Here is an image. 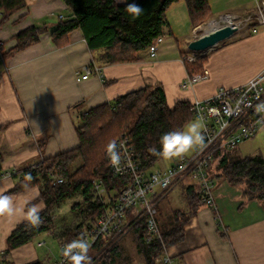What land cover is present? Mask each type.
Wrapping results in <instances>:
<instances>
[{
    "label": "crops",
    "instance_id": "crops-1",
    "mask_svg": "<svg viewBox=\"0 0 264 264\" xmlns=\"http://www.w3.org/2000/svg\"><path fill=\"white\" fill-rule=\"evenodd\" d=\"M208 2L212 19L224 13L252 14L264 4V0ZM187 7L186 1L180 0L167 8L168 25L156 55L152 57L146 49L138 60L130 62H104L99 52L89 49L81 29L71 31L66 44L58 45L51 29L60 15L70 16L63 0H27L26 7L0 25L4 50L16 44L19 31L31 25H49L38 41L0 63V128L4 126L0 131V151L4 157L2 170L6 173L0 177V192L13 196L20 205L35 201L44 208V201H36L40 195L38 186L24 192H6L22 177L25 166L78 146V120L71 110L78 103L85 109L112 103L116 97L146 86H162L168 104L172 105L177 100L211 97L219 87L244 84L264 71V29L250 33L243 28L206 53L207 78L191 87H182L189 74L183 53L191 39L208 31H196L201 24L194 26ZM86 65H97L101 71L77 81V74L84 72ZM250 139L247 155L264 156V126ZM216 185L217 210L202 205L189 216L183 227L184 239L170 246V253L182 264H264V201L244 198L242 186L225 178L218 179ZM176 186L158 204V220L163 228L169 226L173 211L181 209L173 206L169 197ZM180 190L184 196V188ZM188 209L187 204L184 210ZM19 222L18 215L0 216V253L5 260L18 264L38 260L48 264L59 257L60 254L54 258L47 255L46 261L31 241L7 251L6 239ZM123 242L125 238L120 242L125 254ZM136 255H140L139 260L133 256L138 264H146L138 247Z\"/></svg>",
    "mask_w": 264,
    "mask_h": 264
},
{
    "label": "trees",
    "instance_id": "trees-1",
    "mask_svg": "<svg viewBox=\"0 0 264 264\" xmlns=\"http://www.w3.org/2000/svg\"><path fill=\"white\" fill-rule=\"evenodd\" d=\"M70 12L67 18L59 17L51 29L54 41L63 46L68 34L81 29L93 53L99 52L106 63L130 62L140 58L141 51L164 33L168 25L166 11L173 3L180 0H134L145 9V14L132 21L125 11L124 3L116 0H63ZM189 9L194 26L203 23L211 12L208 0H184ZM133 2V0H129ZM27 0H0V25L5 23L16 11L26 7ZM253 24V23H252ZM49 29V25H31L16 36V44L4 50L5 58L16 51L39 40L40 34ZM185 53H183V56ZM207 56H199L195 61L185 60L189 74L202 73ZM191 101L177 100L169 105L162 86H146L116 97L112 103H102L89 108H81L82 103L71 107L78 120L76 132L79 138L77 147L63 150L56 155L42 158L39 162L25 166L22 177L6 193H18L38 186L40 195L36 201H44L41 212L44 223L39 228H26L19 222L6 239L7 251L32 241L41 233L49 232L54 223V208L66 199L81 195L86 204L84 221L72 229L65 231L63 240L72 241L82 235V231L91 226L106 208L117 198L120 188L126 184L125 177L115 176L107 161V145L118 136L127 134L135 149L141 169H151L162 157L152 155L148 149L160 150V137L170 131L183 130L192 118ZM4 127V126H3ZM0 128L1 129L3 128ZM43 146V144H42ZM232 149H221L215 153L211 164V172L217 178H225L231 184L242 186L243 197L258 198L264 201V156H240ZM4 157L0 151V174H3ZM55 170L64 177L63 183L53 185L50 172ZM221 170L223 171L221 173ZM31 173L33 180L28 188L23 187L24 174ZM102 180L106 192L96 195L95 181ZM184 198L188 211L175 209L169 226L163 228L162 240L153 239L145 242L147 224L139 220L133 227L138 250L145 256L146 264H156L161 254L163 243L170 247L179 243L185 236V224L189 216H193L200 206L204 205L201 190L195 183H185ZM32 203H35L32 202ZM80 204L73 206L79 208ZM103 245L99 240L88 254L94 255ZM98 264H130L123 253L121 244L116 242L111 248L103 250ZM5 264H18L5 260ZM22 264H45L34 260Z\"/></svg>",
    "mask_w": 264,
    "mask_h": 264
},
{
    "label": "built area",
    "instance_id": "built-area-1",
    "mask_svg": "<svg viewBox=\"0 0 264 264\" xmlns=\"http://www.w3.org/2000/svg\"><path fill=\"white\" fill-rule=\"evenodd\" d=\"M60 17L64 16L60 15ZM215 22V27L232 25L236 26L237 31L244 28L250 33H256L260 28L264 29V4L256 12L245 16L235 13L221 14ZM162 41L161 35L149 45L148 51L152 57L156 55ZM211 49L195 51L188 48L183 60L195 61ZM3 51L4 43L0 40V63L5 60ZM100 71L101 68L97 65H86L84 72L78 73L76 79L80 81L94 73L99 74ZM208 75L209 71L206 68L202 73L188 74L181 85L186 88L191 87L196 82L207 78ZM262 102H264V71L257 76H252L244 84L233 87L222 86L211 97L192 100L190 109L193 116L202 121L201 131L205 136L207 147L203 150L194 149L192 154L184 155L163 168L141 169L130 137L127 134L117 137L115 142L122 157L120 171L110 164L107 154L106 157L112 173L118 177H125L127 182L120 188L113 204L96 217V221L91 226L82 231L81 236L90 244L88 254L99 240H103L102 247L91 256L92 264H98L99 258L105 252L103 250L111 248L141 219H144L147 224L145 242L149 243L155 238L162 240L158 204L168 191L179 183H195L201 190L204 205L217 210L215 189L218 179L210 170L215 153L221 149L235 148L257 134L264 126V111L256 110V106ZM4 174L6 173L0 174V177ZM59 178L64 181V177L57 174L55 170L50 172L53 185L59 184ZM95 188L98 196L106 192L102 180L95 181ZM216 216L219 218L218 215ZM72 241H61L60 251ZM4 262L5 259L0 253V264H5ZM155 263L182 264L175 259L164 243L162 252ZM48 264H70V261L60 252L59 257Z\"/></svg>",
    "mask_w": 264,
    "mask_h": 264
},
{
    "label": "clouds",
    "instance_id": "clouds-1",
    "mask_svg": "<svg viewBox=\"0 0 264 264\" xmlns=\"http://www.w3.org/2000/svg\"><path fill=\"white\" fill-rule=\"evenodd\" d=\"M117 3L125 4V11L132 21L138 20L145 14V9L129 0H117ZM257 112L264 111V102L256 106ZM161 147L157 150L150 147L148 151L158 157L164 159H176L184 156L194 149L203 150L207 147L205 136L201 131V125L198 122H190L184 130L170 131L163 134L159 141ZM107 156L110 164L120 171L122 157L118 151L115 141L109 142L106 148ZM33 180L31 173L24 174L23 187L28 188ZM59 183H63V179H58ZM43 205L24 201L20 205L13 196L0 192V216H16L18 215L26 228H39L43 223L41 212ZM90 244L83 236L66 244L61 249V254L70 261V264H92V259L88 255Z\"/></svg>",
    "mask_w": 264,
    "mask_h": 264
},
{
    "label": "rangeland",
    "instance_id": "rangeland-1",
    "mask_svg": "<svg viewBox=\"0 0 264 264\" xmlns=\"http://www.w3.org/2000/svg\"><path fill=\"white\" fill-rule=\"evenodd\" d=\"M217 17L215 19H212L214 17H209V19L201 23V25L206 24L210 21L215 22ZM190 122H198L201 125V130H202V121L196 117H192L185 124L183 130L186 128V126ZM251 142H252V139L246 140L245 142H241L240 145L235 147L234 151L237 154H241V156L242 155L246 156L247 154H250L249 151L251 150ZM192 152L193 150L185 155H190L192 154ZM177 159L178 158H176V160ZM171 162H173V159L168 160V159L161 158L151 169L161 168V166L171 165L172 164ZM222 172L223 171L221 170V173ZM184 185H185L184 183H181L179 186L175 185L176 189L169 195V197H172L173 206H178V208H181L183 210L187 207V202L183 196V191L180 190L184 188ZM76 204L78 205L80 204V207L73 209V206ZM53 212H54L55 218H54V223H53L51 231L41 233L37 237L33 238L31 241L36 247H38L37 250H38V253L40 254V257L43 258V256H46V259H45L46 261H48L49 259L47 255L50 256L51 258H54L55 256L60 254L59 252L61 251H60L59 246H60V242L62 241L61 237L64 235L65 231L72 229L75 226H77L79 223L83 222L85 216H87L90 213L89 211H86V204L83 201V198L81 195H75L71 198L66 199L60 206L55 207ZM124 238H125V242H123V244L124 245L126 244V249H127L125 250V254H124L126 256L125 258H127V261L129 263L136 264L137 261L136 259H133V256L139 260L140 255H136L137 241H136V236H135L133 229L127 232L125 236L122 239H120L118 242L119 243L122 242ZM38 241L42 242L41 246L37 245ZM131 253H133V256ZM128 256H130L131 258L130 261H129ZM142 257L144 258V261H145V256L143 255V253H142Z\"/></svg>",
    "mask_w": 264,
    "mask_h": 264
},
{
    "label": "water",
    "instance_id": "water-1",
    "mask_svg": "<svg viewBox=\"0 0 264 264\" xmlns=\"http://www.w3.org/2000/svg\"><path fill=\"white\" fill-rule=\"evenodd\" d=\"M237 32L236 26L224 25L222 27H214L203 34L191 39L188 48L191 50L204 51L215 47L218 43L230 38Z\"/></svg>",
    "mask_w": 264,
    "mask_h": 264
},
{
    "label": "bare ground",
    "instance_id": "bare-ground-1",
    "mask_svg": "<svg viewBox=\"0 0 264 264\" xmlns=\"http://www.w3.org/2000/svg\"><path fill=\"white\" fill-rule=\"evenodd\" d=\"M215 26H216V22L210 21V22H208L206 24H202V25L198 26V28L196 29V31L198 33H200V32H202L204 30H210V29L214 28Z\"/></svg>",
    "mask_w": 264,
    "mask_h": 264
}]
</instances>
